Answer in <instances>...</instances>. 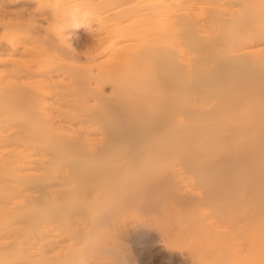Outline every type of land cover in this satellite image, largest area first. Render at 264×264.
Masks as SVG:
<instances>
[{"label":"bare ground","instance_id":"1","mask_svg":"<svg viewBox=\"0 0 264 264\" xmlns=\"http://www.w3.org/2000/svg\"><path fill=\"white\" fill-rule=\"evenodd\" d=\"M175 3L185 12H169ZM104 5L92 3L100 28L85 58L108 53V41L126 44L109 71L79 77L70 64L43 66L53 55L82 59L74 20L49 0H0V189L39 178L19 192L38 201L37 251L12 246L5 264H130L115 260L124 239L144 259L138 243L146 241L168 264H241L260 255L262 264L264 74L203 107L184 106L181 86L163 89L143 71L161 60L179 77L190 74L183 54L176 63L144 42L154 27L173 25L203 37L200 25L211 20L239 39L228 58L254 62L264 54V0H147L115 17L99 15ZM68 75L74 82L60 84ZM238 235L248 241L237 256Z\"/></svg>","mask_w":264,"mask_h":264},{"label":"rangeland","instance_id":"2","mask_svg":"<svg viewBox=\"0 0 264 264\" xmlns=\"http://www.w3.org/2000/svg\"><path fill=\"white\" fill-rule=\"evenodd\" d=\"M49 1L53 10L58 14L63 13L67 19L69 18V21L74 20L77 24L76 35L81 42L80 51L83 57L80 61L72 63L67 57L65 60L68 62L63 60L60 56L53 55L47 57L46 60L43 61L44 68L53 69V67L60 64H70L72 67L75 66V71H78L79 77H86V75L91 72L109 71L112 67L111 56H114L113 53H117L118 49L123 47L126 42L115 44L108 41L106 43V46L110 47V51H107L108 53L102 54L91 61L85 58V54L91 51L97 44V40H95L93 33L100 28L99 18L93 13L95 9L92 7V3L94 0H74L70 4H65V0ZM95 1H97V3H102V5L104 2L105 5L100 10L105 13L102 11L99 13V15H103V17H107L109 14L115 17L118 15L115 14L117 12L120 14V12L135 10L147 4V0ZM186 8V5H178L175 3L172 4L168 10L169 12H180L184 11ZM0 14H2L1 10ZM106 20L105 18L104 22H106ZM132 29L139 30L137 26H134ZM200 30L203 37H200L195 33L196 31L188 25L162 26L151 29L144 43L156 50L162 49L166 51L168 55L172 57V61L175 60L176 63H178L179 58L182 57L181 54H183L184 59L188 61L192 67V71L188 75L182 74L181 77H179L173 69H169L164 62L159 60L154 61L150 67H146L143 71V75L145 74V76L148 75L149 77L153 76L157 82L156 86L158 84V87L161 86L163 89L167 88L172 90L177 86H181L185 93L183 97L184 106L200 105L203 107L220 104V98L229 90H235V96L239 95L242 89L251 88L250 85L254 78L260 76L262 78V74H264V54L258 56L254 62L250 61L249 63L243 60H232L225 55L228 48L239 44V39L236 37L234 38L232 31L224 26L218 29L217 25L212 20L201 24ZM0 37H3L2 32H0ZM19 38L25 42L28 39V35L22 34ZM133 50H135V48ZM173 62L171 63L173 64ZM128 70L129 67L127 66H122L121 68L122 72H128ZM74 80L75 77L73 75H68L66 77L61 76L58 79L59 83L62 85L72 84ZM106 90L107 92H111V87L108 86ZM134 92L138 93L139 90L134 88L131 90V93ZM92 103L91 100L89 104L92 105ZM78 112L83 113L84 111L80 109ZM96 127L100 128V126ZM49 179L50 174L48 173L46 181H49ZM38 184L39 178L37 174L32 173L26 176L24 182L20 186V188L22 187L21 189L17 187L0 189V200L3 199L0 205L2 207V209H0V264L6 263V251L12 246L16 247L17 250H21L25 255L30 251H37L39 236V223L37 218L38 201L26 199L25 196H19V192L23 189H34ZM247 239L248 237L244 235H238L236 237V243L234 244L235 255L238 256L241 254L238 249H243L245 247V243L248 241ZM123 241H125V243ZM122 243V247H119L122 252L120 255H117L118 257H116L115 260L128 257L126 260L130 264H168L160 260L156 253L150 252L147 246L148 243L144 240H141L138 244L142 245L144 249V255L146 254L145 259L142 258L140 254L137 255L138 253L134 250L136 245L130 239H124ZM244 257L245 256H241V258ZM259 260H261V255ZM259 260H246L244 258L241 260L243 262L241 264H261L263 259L261 262ZM75 263L77 262L74 261L69 264ZM103 264L109 263L106 261L105 263L103 262ZM170 264H185V261L181 258L179 260L178 258ZM186 264L188 263L186 262ZM229 264L240 263L231 261ZM262 264H264V262Z\"/></svg>","mask_w":264,"mask_h":264}]
</instances>
